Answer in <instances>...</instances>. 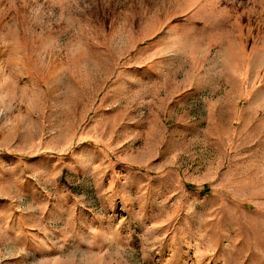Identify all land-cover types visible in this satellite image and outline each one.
Segmentation results:
<instances>
[{
    "label": "rangeland",
    "instance_id": "obj_1",
    "mask_svg": "<svg viewBox=\"0 0 264 264\" xmlns=\"http://www.w3.org/2000/svg\"><path fill=\"white\" fill-rule=\"evenodd\" d=\"M0 264H264V0H0Z\"/></svg>",
    "mask_w": 264,
    "mask_h": 264
}]
</instances>
